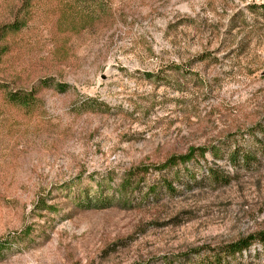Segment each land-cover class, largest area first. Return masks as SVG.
I'll use <instances>...</instances> for the list:
<instances>
[{
  "label": "rangeland",
  "instance_id": "374dc122",
  "mask_svg": "<svg viewBox=\"0 0 264 264\" xmlns=\"http://www.w3.org/2000/svg\"><path fill=\"white\" fill-rule=\"evenodd\" d=\"M261 230L264 0H0V264H201Z\"/></svg>",
  "mask_w": 264,
  "mask_h": 264
},
{
  "label": "trees",
  "instance_id": "16d2710c",
  "mask_svg": "<svg viewBox=\"0 0 264 264\" xmlns=\"http://www.w3.org/2000/svg\"><path fill=\"white\" fill-rule=\"evenodd\" d=\"M195 152L199 155H203L205 150L203 148H189L186 154L178 155V156H171L168 159H166L163 163L160 165L153 167L155 170H164V169H170L177 165L178 163H186L188 162L195 154ZM249 158L245 154H237L235 150L232 151L231 155L228 158V161L230 164L235 165V163L240 162L244 165L247 164ZM147 171V168L145 167H139L132 171V173L128 174L127 177L125 176L121 182L119 193L121 195L126 196L127 190L130 189V187H136L138 188L139 182H135L131 180V177L137 173L144 174ZM208 175L215 181H222L224 184L228 183V179L221 178V176L214 170H207ZM168 185V184H167ZM168 187H170L168 185ZM151 189V188H150ZM149 187L147 190H150ZM171 189V188H170ZM125 198V197H122ZM88 202V201H87ZM123 203H127L126 199L123 200ZM109 203H106V200H89L87 204H85L84 208L86 209L93 208V209H105L109 207ZM253 243L257 244H264V230L258 231L253 234H249L245 237L239 238L236 241L223 244L222 246H219L215 249H209L205 250V248L202 249H195L191 250V253L194 255H200L205 254V259L201 264H223L227 263L228 258H233L235 255H238L242 253L243 251L247 250ZM4 244L0 243V253L2 252Z\"/></svg>",
  "mask_w": 264,
  "mask_h": 264
}]
</instances>
